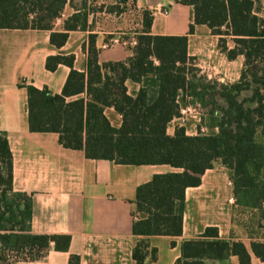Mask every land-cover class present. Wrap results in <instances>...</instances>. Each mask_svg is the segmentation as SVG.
<instances>
[{"label":"trees","instance_id":"1","mask_svg":"<svg viewBox=\"0 0 264 264\" xmlns=\"http://www.w3.org/2000/svg\"><path fill=\"white\" fill-rule=\"evenodd\" d=\"M131 0H118L106 12L120 15ZM193 8V23L207 26L219 36L227 59L243 57L240 78L219 83L199 77L188 54L189 37L153 35V14L143 12L135 32L137 44L125 61L100 63L96 33L88 36L84 68L75 67L74 54L59 52L46 59L55 72L70 69L61 94L48 88L23 85L27 90L31 132L57 133L63 147L83 150L89 159H105L121 165H168L176 172L155 174L137 188L133 234L138 237L183 234L186 190L201 185L202 176L216 163L230 170L236 204L245 210H261L264 203V0H179ZM69 6L74 10L55 31V21ZM103 10L100 8V11ZM90 0H0V30H43L50 44L60 50L71 31H93ZM229 41L233 44L229 48ZM139 85L130 94L127 83ZM207 109L204 124L210 133L188 135L184 126L168 133L170 124L188 103ZM111 110L113 111L112 113ZM113 115L117 123H114ZM33 201L13 187V155L0 132V264H11L9 253L36 261L53 247L68 252L69 235L32 233ZM174 245V243H172ZM148 244L139 239L133 251L136 264H145ZM252 255L264 263V242L249 248L240 240H223L216 227H207L197 238L181 243L176 264H205L237 257L251 264ZM156 259V250L151 252ZM69 264H80L71 255Z\"/></svg>","mask_w":264,"mask_h":264},{"label":"crops","instance_id":"2","mask_svg":"<svg viewBox=\"0 0 264 264\" xmlns=\"http://www.w3.org/2000/svg\"><path fill=\"white\" fill-rule=\"evenodd\" d=\"M117 1L110 4L101 1L99 8L103 7V10L100 13L120 16L106 12V8ZM139 7L152 12L153 35H187L188 54L194 63L201 61L211 68H221L227 78L232 77L228 83L239 80L243 57L227 59L219 47V36L213 35L205 25L196 26L194 33H189L193 23L191 6L180 4L179 0H144L139 2ZM72 13L74 10L67 6L58 18L61 19L60 27L57 29L54 25L55 31H64V22ZM97 15V11L89 15L93 31L69 32V40L60 50L50 44L49 31L0 30V132L7 136L13 155L14 190L27 194L33 201L32 233L71 237L68 252L52 247L42 259H20L11 264H69L71 255H79L80 264H136L133 251L139 239L148 244L145 264H176L181 256V243L199 237L207 227L218 228L221 239L240 240L248 248L252 241L264 242V228L258 229L254 224L258 218L264 226L263 207L245 210L236 204L230 170L221 162L205 172L200 186L186 190L182 236L138 238L133 234L136 218L132 214L137 188L155 174L176 172L177 169L168 165L132 166L89 159L83 150L63 147L57 133L29 130L28 96L23 85L38 89L46 87L53 94H61L70 72L64 65L55 72L48 71L45 67L48 56L59 52L74 54L75 67L83 69L77 64L78 51L84 44L82 50L87 59L90 33L98 35L100 63L125 61L132 56L134 47L127 49L120 44L107 48L105 35L115 33L99 29ZM80 34L87 37L79 43L76 40ZM228 46L232 48L233 44L230 46L229 42ZM224 64L227 69L222 67ZM221 81L225 82V78ZM127 86L130 94H135L140 87L131 82ZM174 122L176 120L171 124ZM175 130L169 133L168 128V133L173 135ZM186 132L196 135L187 129ZM245 219L250 221L247 232L242 226ZM153 249L156 259L151 257ZM205 264H239V261L237 257H231L224 261L208 260ZM251 264L264 263L252 255Z\"/></svg>","mask_w":264,"mask_h":264},{"label":"rangeland","instance_id":"3","mask_svg":"<svg viewBox=\"0 0 264 264\" xmlns=\"http://www.w3.org/2000/svg\"><path fill=\"white\" fill-rule=\"evenodd\" d=\"M101 1H105V3L110 4L115 2L116 0H91L90 5L95 9V11L98 12L97 15V22H98V28L99 29H105L109 32H114V35H105V40L107 41V48H110L111 45H123V43H127L126 45H123L127 49H131L132 46L130 45V41L135 38V32L141 27V23L143 20V12L145 11L143 8L141 9L139 7V2H143L144 0H131L127 6V10L121 14L120 16H113V15H103L100 13V6L99 3ZM260 16L264 18V7L260 10ZM61 25V19H57L55 21V26L58 29ZM44 36L45 34H41ZM41 37V36H40ZM87 36H82L80 34V38H78L76 41L81 42L83 39H85ZM113 37H116L115 40H111ZM117 41V42H116ZM230 42V41H229ZM220 43V41H219ZM84 45V44H83ZM81 46V50L79 52V59H78V66L84 67L86 62V57L84 56V51L82 48L84 46ZM230 46H232V43L230 42ZM101 50H105L104 48H101ZM197 72L196 74L199 77H204L206 80L211 81H217L219 83H228V81H231V78H227L225 75V72H222L221 68L214 67L210 68L212 78H208L207 74V67L209 66L206 63L196 61L195 63ZM214 66V65H213ZM237 66V64H236ZM235 66V67H236ZM227 69L225 64L222 66ZM237 72V71H236ZM221 78H225V82L221 81ZM207 109H205V114L201 118V120H195V119H189L185 124H180L178 121L174 122L169 126V133H172L175 128L179 126H184L189 133H210V130L207 128V126L204 124V118H206ZM114 123H117L116 118L113 115H110ZM255 218V216H254ZM258 219V218H257ZM255 219L254 224L260 228H264L260 224V221ZM242 222L243 230L247 232V227H249V219ZM252 226V225H250Z\"/></svg>","mask_w":264,"mask_h":264},{"label":"built area","instance_id":"4","mask_svg":"<svg viewBox=\"0 0 264 264\" xmlns=\"http://www.w3.org/2000/svg\"><path fill=\"white\" fill-rule=\"evenodd\" d=\"M126 44L127 43H123V45H126ZM136 44H137V40L136 39H132V41H130V45L132 47H135ZM210 68H211L210 66L207 67V71H208L207 76H208V78H212ZM204 114H205V109L202 107V105L200 103H198V102H196V103H188L187 105L181 107L180 115L175 120L183 125L189 119L201 120V118L203 117ZM262 207L264 209V203H263ZM262 224L264 225V219L262 220ZM8 260H9V262H15V261L20 260V258L17 255V253H9Z\"/></svg>","mask_w":264,"mask_h":264}]
</instances>
